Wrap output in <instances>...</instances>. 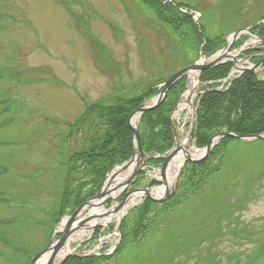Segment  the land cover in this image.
<instances>
[{"label": "rangeland", "instance_id": "obj_1", "mask_svg": "<svg viewBox=\"0 0 264 264\" xmlns=\"http://www.w3.org/2000/svg\"><path fill=\"white\" fill-rule=\"evenodd\" d=\"M160 1L164 7L151 0H0V264H27L47 246L61 210L65 156L104 142L108 133L96 116L105 110L88 113V105L107 99L106 107H120V96L133 86V94L143 84L160 89L173 72L202 58L205 43L193 26L173 18L189 11L177 4L167 8L168 2L192 5L196 22L212 39H225L264 15V0ZM165 11L173 23L160 18ZM233 18L237 22L227 25ZM255 70L262 76L261 67ZM155 76L159 80L147 81ZM185 108L176 112L179 138L190 132V105ZM222 131L228 129L214 131L210 139ZM194 137L190 144L196 146ZM211 153L190 163L208 161ZM151 159L159 157L148 160L151 165L128 190L151 186L153 180L154 188L163 184V161ZM207 166L218 172L206 175L200 190L189 182L195 177L189 164L171 197L145 199L130 208L123 223L132 228L144 222L147 228L105 264H264V140L233 141ZM86 173L82 168L74 175L85 182ZM147 200L151 212L140 220ZM72 209L67 205L64 212ZM109 223L112 228L105 224L97 235L90 229L75 239L72 252L114 247L118 219ZM86 241L90 244L82 246Z\"/></svg>", "mask_w": 264, "mask_h": 264}, {"label": "trees", "instance_id": "obj_2", "mask_svg": "<svg viewBox=\"0 0 264 264\" xmlns=\"http://www.w3.org/2000/svg\"><path fill=\"white\" fill-rule=\"evenodd\" d=\"M151 1L158 3L161 7H164L160 0ZM174 2H168L165 7L169 8L173 6L176 8L178 5L180 7H185L189 12L192 10V5L189 3L179 1ZM189 12L186 14L184 12H178L176 13V17L178 18H176L174 15L173 18L178 21L180 20V24L189 23L191 26H193L195 33L199 36L202 44L205 43V53L213 52L222 47L225 43V39H222L221 37H219V39H212L207 34L205 27H203L201 24H197L194 16L191 14V12ZM236 12H240V9H238ZM248 14L250 15V11ZM244 17L247 18L246 16ZM160 18L165 19L167 22L173 21V18L168 16L166 11L163 12V16L161 14ZM259 19H264V15L259 17ZM237 20L238 19L233 18V20L231 22L229 21V24L227 25L234 24L237 22ZM242 25L245 26L247 24ZM178 26L179 25H174V28H178ZM234 30L236 29L234 28ZM255 30L258 31L260 35L264 36V24L258 25ZM245 38L246 37L242 38V41H244ZM216 41L218 43L214 44ZM241 42L237 44H240ZM248 52L250 53L255 51L252 50ZM231 66V63H224L215 68L206 69L202 72L201 79L204 82H214L225 78L229 74ZM158 77L160 78V76L151 77L152 79L147 81L152 82ZM146 85L144 86L143 84L141 87H139V93H132L133 88L135 87L133 86L131 89L127 90V92H129L127 96V92L122 94L119 99V101L122 103L120 107H106L105 102L107 99H101L88 105V113H91L92 111L95 112V110H105L101 113H96V116H98V121L104 122L106 124L108 133L106 138L103 140L104 142H99L90 149L84 148L81 153H75L71 158L67 157V155L65 156L68 159V161H66L68 166V174L64 189L59 196L61 210L58 218L55 219L56 221H59V219L66 214L64 210L67 205H72L73 211L87 198L93 196L102 187L107 173L115 165L130 159V157H132L134 154V132L129 125L128 118L130 114L140 104H142L146 98H150L158 94L160 91L158 87L152 88V85L148 87H146ZM216 85L217 84H211V87ZM185 88L186 77H183L171 88L167 98L158 108L143 114L141 122V128L144 129V131L141 130L142 144L148 153L157 148L159 153L164 154L173 147L174 130L170 115L176 107L178 99ZM130 92L132 94H130ZM4 109L7 111V108ZM86 117L87 115L85 113L81 121L83 122ZM66 124L69 126V128H72L74 125L72 122H66ZM222 128L243 134H259L264 132V81L260 80L253 73H244L240 78H237L231 87L226 91H208L201 96V102L198 109V125L195 132L198 145L200 147L206 146L212 133ZM70 130L71 129H69V131ZM237 140L238 139L231 137L222 139L221 143L213 149L211 155L209 156V160L213 157H217L218 153H221L226 147L229 146L231 142ZM221 159H223V157ZM153 161H160L161 163L163 159L159 158L152 160V162ZM208 161H202L196 164L187 162L182 170L181 175L185 174L184 172L186 171V168L189 167V164L192 166L191 170L193 171V176L195 177H192L189 182L191 185H193V190L195 191L200 190L199 184L205 182V179L218 172L216 167H206V163ZM219 162H221V160ZM203 167H206L205 169L208 168V172L207 170L205 171ZM82 168H85L86 171L89 172L85 175L86 177L89 176L90 180L84 182L81 177L76 178L74 173ZM3 169V165L0 162V174L2 173ZM204 171L206 173H204V175H200ZM206 175L208 176L207 178ZM75 179L77 180L75 181ZM76 182H78V184L75 186L74 183L76 184ZM150 201L151 200L146 201L147 210L146 213L144 212L145 214H141L140 220L144 216H148V214L151 212L150 204L152 201ZM1 223L3 224L4 221H1L0 224ZM138 223L139 222H137L132 228H129L128 224L125 225L123 223L121 234L123 236L122 240H124V242L121 246H118L116 252L112 256H71L64 264H105L107 260H110L113 256L115 257L116 255L120 254L125 246L129 244L127 242H131L133 240L132 238L136 239L144 226L147 228L146 223L143 222V224H140L139 226ZM150 223H152V221ZM99 231L100 229L97 230V234Z\"/></svg>", "mask_w": 264, "mask_h": 264}, {"label": "water", "instance_id": "obj_3", "mask_svg": "<svg viewBox=\"0 0 264 264\" xmlns=\"http://www.w3.org/2000/svg\"><path fill=\"white\" fill-rule=\"evenodd\" d=\"M252 28H247V29H241L231 35L229 39L231 38L230 41L227 42V47L225 50H223L217 58L213 59L211 62H196L189 67L175 73L166 83L163 85V90L161 94L153 99V100H147L144 101L130 116V124L133 127L134 133H135V152L134 155L130 160L127 162L117 165L115 168H113L110 173L108 174L106 181L103 185V187L91 198L86 200L79 208H77L71 215L64 217L54 228L53 233H52V238L50 240V243L48 246L40 253L32 257L31 261L29 264H37L42 257H44L46 254H49L47 260L43 264H64L65 261L67 260L68 257L75 255L76 253L69 252L65 254L64 256L60 257V254L65 250V248L68 246L69 241L72 237V235L79 231L82 230L85 227V224L91 221L93 218L101 219L107 216H116L120 211L124 210L131 201V197L135 192H143V197L144 198H150L153 200H165L171 197L174 192L176 191L177 188V182L179 179V173L177 175L175 183L170 187L168 184V179H167V171L170 162L172 159L177 156L180 151H182L183 147L179 144V137L178 133L176 130L175 125L174 126V132H175V143L176 146L172 151L166 156L165 161L163 162L161 166V180L163 183V187H165L164 193L161 196H154L152 193V190L154 189L153 187H136L134 189L129 190L124 197L122 198L121 201H119L121 195L128 190L131 187V184L133 180L136 179L137 175L139 172L143 171L149 164L148 160L151 158L146 152L144 151L142 144H141V136L139 132V120L140 117L142 116L143 113L149 110H153L156 107H158L163 100L165 99L168 91L170 88L176 83L177 80H179L181 77L184 75H189L190 72H198L199 74L202 72L204 69H209L212 68L219 63L223 62L224 58L228 56V52L230 50V47L232 44L236 41V39L244 32H252ZM228 39V40H229ZM210 56L213 55H207L205 59H209ZM235 59L236 57L233 56ZM236 60V59H235ZM263 62V61H262ZM200 91V89H196L194 93ZM191 98L192 95L188 98L187 102L191 103ZM192 106V105H191ZM194 109V108H193ZM195 109L193 111L192 115V127L187 135V137H190L191 134L194 131L195 125H196V116H195ZM135 116H139L138 122L134 125H132V121ZM224 136H231V137H237L239 139L243 140H251V139H264V134H257V135H245V134H237L233 132H228V131H222L215 136H213L209 142L208 145L203 152L202 155L194 157L191 155H186V159L191 160V161H200L206 158L210 152L212 151L213 147L216 145L218 140L223 138ZM133 166V169L131 171V174L128 175L125 179L119 181L117 185H113L114 181L118 179L119 176H121L124 172H126L128 169H130ZM108 201H113L115 202V205L110 207L109 209H105L104 212L102 213H97V215H94L92 213H89L85 215L86 217L81 218L79 222L74 226L76 221L79 218V215L83 211V209H87L88 207H91L90 210L93 208H103ZM134 206V205H132ZM127 213V211H126ZM125 213V214H126ZM123 214V217L125 216ZM65 221L64 227L60 230H58V226L61 225ZM122 223V219L119 221L117 231H120V226ZM100 225V223L95 224L93 227L90 229H95L96 226ZM57 227V228H56ZM58 234H61L60 238H56Z\"/></svg>", "mask_w": 264, "mask_h": 264}, {"label": "bare ground", "instance_id": "obj_4", "mask_svg": "<svg viewBox=\"0 0 264 264\" xmlns=\"http://www.w3.org/2000/svg\"><path fill=\"white\" fill-rule=\"evenodd\" d=\"M231 40V38L229 39V41ZM197 83H198V73L197 72H192L190 75V87L189 90L187 92V94L184 96V98L189 97L190 95H193L194 91L197 88ZM185 107H187V103L182 102L181 106H180V111L182 109H184ZM180 116V113H178V117ZM139 120V116H135L133 121H132V125L136 124ZM179 144L183 147L182 151H180V153L175 156L172 161L169 164L168 167V171H167V179H168V184L171 187L176 180V177L180 171V169L182 168V166L185 163L186 160V155L188 153V155L191 156H198L199 155V151L196 149V147L194 145L190 144V139L187 136H182L179 140ZM133 169V166L127 170V172L123 173L119 178L118 181H121L123 179L126 178V176H128L131 171ZM115 183V182H114ZM114 185H111V187H113ZM165 187L161 186V187H157L155 189L152 190V193L154 196H161L164 193ZM143 192H135L132 197H131V201L130 204L120 213H118L116 216H107L101 219H97V218H93L91 221H89L88 223L85 224V227L82 230H79L77 232H75L70 241L68 246L65 248V250H63V252L60 254L59 258L64 256L65 254L72 252V246L71 243L75 240V239H79L84 237L85 233H87L88 229H90L91 227H93L95 224L97 223H108L109 221H111L112 219H120L123 214L126 213L127 209L129 208V206L137 204L139 201L142 200L143 198ZM90 212L87 211V209H83V211L81 212V214L79 215L78 220L76 221V223L74 224V226L79 222V220L81 218L86 217L85 215L92 213L94 215H97V213H102L104 212V208H93L92 210H89ZM65 221L58 226V230L62 229L64 227ZM49 254H46L44 257L41 258V260L37 263V264H43L47 258H48Z\"/></svg>", "mask_w": 264, "mask_h": 264}]
</instances>
